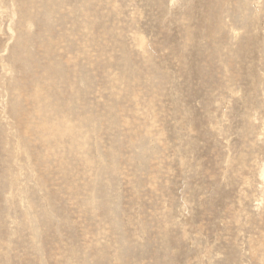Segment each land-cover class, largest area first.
<instances>
[{
    "label": "rangeland",
    "instance_id": "1",
    "mask_svg": "<svg viewBox=\"0 0 264 264\" xmlns=\"http://www.w3.org/2000/svg\"><path fill=\"white\" fill-rule=\"evenodd\" d=\"M0 264H264V0H0Z\"/></svg>",
    "mask_w": 264,
    "mask_h": 264
}]
</instances>
